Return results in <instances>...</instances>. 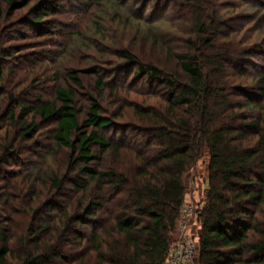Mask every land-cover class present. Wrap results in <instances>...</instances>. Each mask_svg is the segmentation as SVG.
<instances>
[{
    "label": "trees",
    "instance_id": "obj_1",
    "mask_svg": "<svg viewBox=\"0 0 264 264\" xmlns=\"http://www.w3.org/2000/svg\"><path fill=\"white\" fill-rule=\"evenodd\" d=\"M127 1L153 11L151 19L129 17L144 22L145 39L157 50L151 60L134 46L120 49L115 57L127 67L116 74L161 86L166 93L164 112L149 107L134 111L139 121L131 127L142 138L136 143L139 150L128 149L135 142L127 146L126 138L115 140V134H109L121 126L102 112L99 99L100 92L114 93L122 81L113 79L112 72L102 79L94 68L85 72L96 80L85 93L87 105L81 118L74 86L84 89V85L74 70L68 71L70 82L55 86L52 101L35 98L31 104L16 103L18 116L9 106L1 111L0 121L11 123L25 141L33 140L41 126L50 125L49 151L62 153L63 166L51 174L50 189L45 191V196H52L31 208L32 216L46 206L53 212V199L67 182L70 193H77L79 208L72 213L62 210L56 227H27L19 249L11 246L12 221L0 208V264H165L179 238L177 224L185 196L182 177L204 155L208 187L196 218L197 264H264V39L262 44H248L251 35L247 34L246 46L238 52L233 45L226 46L223 42L230 32L213 23L214 15L207 29L204 11L199 10L206 0H94L100 5ZM254 1L259 6V0ZM30 2L0 0V23ZM59 2L34 4L26 25L38 34L56 27L55 20L46 19L48 12L61 8ZM259 3L264 16V1ZM168 6L193 9L197 22L187 50L173 49L174 44L156 34L159 30L154 26L164 23L157 12ZM4 60L1 55L0 96L5 89L1 86ZM10 149L1 148L9 159ZM122 152H133L132 157L122 158ZM106 190L112 191L115 203L110 204ZM41 194L34 196L41 200ZM4 204L5 198L0 200ZM67 243L80 248L72 260L64 252Z\"/></svg>",
    "mask_w": 264,
    "mask_h": 264
},
{
    "label": "rangeland",
    "instance_id": "obj_2",
    "mask_svg": "<svg viewBox=\"0 0 264 264\" xmlns=\"http://www.w3.org/2000/svg\"><path fill=\"white\" fill-rule=\"evenodd\" d=\"M41 1L31 0L26 8L15 12L12 17L0 23V56L3 55L5 58L1 84L5 89L0 96V112L9 106L18 116L19 107L16 103L31 104L35 98H40L43 102L52 101L55 86H64L70 82L68 71L74 70L84 85V89H77L74 86L75 102L81 118L87 105L85 93L90 91L96 80V76L87 75L85 72L94 68L102 79L104 75L107 79V72H112V78H118L123 85L119 84V89L114 93L108 91L99 93L102 112L112 115L121 126L117 133L110 130L109 134H115L113 135L115 140L119 138L121 141L126 138L127 146L135 142L128 149L136 152L140 149L136 143L138 140L141 141L142 136L140 131L131 127L138 125L139 121L134 111L149 107L152 112L160 108L164 112L166 93L161 86H147L143 82L129 81L123 74H116L127 66L115 56L120 49L134 46V51H145L151 60L155 57L153 51L157 48L154 49L151 41L145 39L144 27H148L144 26V22L136 20L140 19L139 17L151 19L150 14L153 11L144 10L145 6L136 1H127L124 6L100 5L94 0H79L77 3H73V0H60L58 5L63 4L61 8L56 6L59 8L56 13L48 12L46 19L55 20L57 26L47 29V33L38 34L32 25H26L25 22L29 20L30 8ZM259 1L257 6L254 0H206L199 10L204 11L207 29L210 26L209 21L214 20H211L214 15L213 23L218 25L221 31H224L222 30L224 27L230 32L229 39L223 43L226 46L233 45L238 52L245 48L243 38L247 34L251 35L248 44L254 42L262 44L264 16ZM151 5L154 6L151 3L146 6ZM169 6L167 10L160 9L157 12L164 19V23L154 26L158 27L155 30H159L156 34L164 36L166 41L174 44L176 47L173 46V49L180 47L181 50H187L186 42L193 37L188 36L192 34L197 22L193 9L185 6L180 10V7L173 9V6L171 8ZM254 10H257V14ZM137 13L140 15H134ZM130 15L136 19H132ZM138 27H141L140 31ZM10 96L14 101L12 103H9ZM50 127L41 126L33 140L25 141L18 137L11 123L0 121V159L8 161L0 163V200L6 199V204L0 205V208L1 214L12 221L10 236L14 249L20 248L18 241L27 227L38 229L45 224H53L52 226L56 227L55 223L60 224L58 215L62 210L66 209L72 213L79 208L77 193H70L67 182L65 190L58 192L59 195H55L53 199L56 203L53 212L46 206L42 207L41 213L36 216L30 213L31 208H37V204L44 203L52 196V194L45 196V191L50 189L48 187L50 176L63 166L62 153L57 152L54 155L49 151L52 143ZM5 145L13 147L9 150V153L12 152L10 159L2 154L1 148ZM130 153L133 152H122L121 156L132 157ZM206 170L207 156L204 155L182 177L185 187L184 204L191 203L196 207H203L208 187ZM71 179L72 177L69 181ZM106 191L110 204L115 203L116 198L110 195L112 191ZM40 192L41 200H37L34 194ZM64 250L72 260L73 253L79 252L80 248L67 243Z\"/></svg>",
    "mask_w": 264,
    "mask_h": 264
},
{
    "label": "built area",
    "instance_id": "obj_3",
    "mask_svg": "<svg viewBox=\"0 0 264 264\" xmlns=\"http://www.w3.org/2000/svg\"><path fill=\"white\" fill-rule=\"evenodd\" d=\"M200 207L184 204L177 224L179 238L172 246L165 264H197L199 227L196 218Z\"/></svg>",
    "mask_w": 264,
    "mask_h": 264
},
{
    "label": "bare ground",
    "instance_id": "obj_4",
    "mask_svg": "<svg viewBox=\"0 0 264 264\" xmlns=\"http://www.w3.org/2000/svg\"><path fill=\"white\" fill-rule=\"evenodd\" d=\"M194 178V177H193ZM204 189V188H203ZM199 194H200V192H199ZM201 195V194H200Z\"/></svg>",
    "mask_w": 264,
    "mask_h": 264
}]
</instances>
